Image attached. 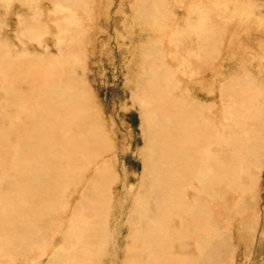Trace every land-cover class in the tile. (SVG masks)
I'll return each instance as SVG.
<instances>
[{
  "label": "bare ground",
  "instance_id": "6f19581e",
  "mask_svg": "<svg viewBox=\"0 0 264 264\" xmlns=\"http://www.w3.org/2000/svg\"><path fill=\"white\" fill-rule=\"evenodd\" d=\"M42 1L43 3L40 0H1L0 4L3 6H6V3H11L9 5L10 14L4 18L1 25L8 24L7 19L10 16H17L20 19L24 17L22 20H18L24 21L26 16H23V13L21 15V11L26 14L33 12L32 18L34 19L38 12L40 15L41 11L44 12L48 9L49 14H64L63 20H55L54 22L59 28H64L68 22L75 20V14L72 10L74 0ZM106 2L108 7L110 2L109 0ZM155 3L152 0L149 9H146L145 6L146 12L143 14L147 16L151 14L153 19H156V16L162 13L159 18L162 17L165 10L162 9L159 13L158 9L160 8H154ZM83 4L82 6H84ZM44 6L49 8L46 9ZM188 7L190 9L191 6ZM142 12L143 9L139 11V14ZM200 17L202 16L197 15L196 23H201ZM114 20H121V18ZM123 23H119L120 26H123ZM113 25L116 24L113 23ZM33 28L32 25L27 29V32H30L29 29L32 32ZM120 29L121 27L118 26L117 32L122 39L121 34L123 33ZM60 35H62L61 31L53 36L57 37L55 40L57 55L46 58L48 61L45 62V57L40 54H26L27 63L25 67L29 69L31 76L28 75V72L26 73L27 77L30 78L24 79L23 88L36 87V82H38L37 88L40 89L37 94L28 93L25 95L20 93L23 90L19 92L17 91L20 90L19 88L14 90L13 87H9L10 85L3 79L7 73L11 72L10 70L6 73L5 70L13 66L14 59L10 57L9 60L3 61L1 57L3 53H0V79L4 81L1 80L2 82H0V250L12 248L14 251V247L21 243L18 242L21 240L20 236H23L22 241L33 235H35L34 238H37L43 228L49 227L50 229L53 227L56 232V238L53 240H59V242L61 240V242L58 244L53 243L52 240H49L48 244L42 242L43 248L46 249V246L50 245L48 251L51 252L54 249L59 252L63 264L69 262L71 264V257L72 262H76V264H104L103 256L111 250L107 249L106 245L117 246L121 239L119 236L123 235L121 230L126 227L128 231L131 230V234L127 236L130 244H126L123 254V260L126 259L127 261L126 264H204L207 259L205 243L208 239H218L216 236L218 232L215 231L211 216L207 211L210 207L207 208L206 204L210 202L207 201V198H212L213 201L211 202H214V198H218L221 190L225 194L230 193L228 191L236 192L242 180L240 175L245 170L247 172L256 163L260 162L257 168L259 172L262 170L261 164L264 153L260 147L264 144V135L257 139L260 142L255 146L256 133L246 127H241L237 130L238 132L236 131L237 134L246 135L251 141L240 142L237 138L241 139L242 137L226 138L215 127L207 126L206 121L202 124L196 123V115L192 114L193 117H190L186 107L187 113L185 110L178 112L177 109L176 111V107L181 105L178 103L181 98H177L178 95L175 97L176 94L171 93V87L169 88L172 74H169L168 67L165 68L167 73L164 70L165 74H161V70L165 66L162 67L157 64L154 58H151V61L147 60L148 65L145 67L148 68L143 70V77L140 78L147 91L145 94L144 90L145 96L141 98L144 99L142 109L145 108L146 110L143 111V120H150L149 127L144 125L146 128L144 130L147 133L144 134L145 139H143L147 146L141 147L138 152L143 162L140 176L141 186L139 185L137 196L133 199L134 206L127 213L126 225L121 230L115 231L113 224L116 227L119 226L114 219L116 214V209L113 206L115 195L111 186L113 183L115 184L118 178L117 173L113 170L114 166L112 167L109 161L104 160V156L113 150V147L115 153L113 137L110 138L109 135V138H106L100 133L102 125L106 128L107 125L100 117L101 114L97 111L98 109H94L92 106L96 103L95 101L92 103L90 98L92 94L90 95L82 77L83 71L86 70L85 64L83 63L80 68L82 74L80 75L75 70L78 55L59 56L60 52H64L60 48L63 43V39H60L62 37L59 38ZM201 36L202 30L196 31L195 37ZM21 54L25 55V53ZM132 57L134 58V56ZM19 60L21 59L19 58ZM36 60H38V67L34 68L33 65ZM69 64L73 65V69H70ZM187 66L189 71L193 70L189 64ZM194 72L191 73L190 78L195 74ZM38 73L39 75H37ZM12 82H14L13 76ZM12 82L9 84L12 85ZM4 83L8 85L7 90ZM241 91H238V94L243 92ZM138 94L140 95V93ZM253 94L251 93L252 96H255ZM247 95L249 96L246 98H249L250 94ZM25 97H27L26 100L22 101ZM3 102L5 105H2ZM17 102L21 104H15ZM182 102L186 101L183 100ZM198 104L197 108H200ZM229 104L224 111L226 112L225 117L230 114ZM1 105L6 106V108L1 107ZM11 105L12 107L17 105L19 108L23 105V110L28 114L30 121L25 125H23L25 122H17L16 119V121L7 122V114L11 111H8V108ZM152 105L154 108H151ZM12 107L11 113L13 109L15 111V107ZM188 108L191 109L190 105ZM250 108L252 109V106ZM23 110L21 109V111ZM196 111L195 114L198 112ZM15 116H18V112ZM256 120V123H259V119ZM262 123L264 125L263 121ZM236 129L234 128V130ZM206 136L209 137L208 140H205ZM210 138L214 139V142L209 141ZM241 141L243 140L241 139ZM100 142H103L105 147L100 149L102 145H99L100 148L95 149ZM213 144L215 146L210 147ZM255 181H257V177H255ZM251 186H254V183L241 187ZM233 196L235 195L233 194ZM226 198L227 196H225ZM203 201L206 204L202 203ZM241 202L238 199L237 205L234 204V207ZM132 215H137L138 220L136 223L129 224V221L133 219ZM263 216L264 214L257 220L261 224ZM222 218H220L221 221ZM218 219L217 222L220 223L221 221ZM140 222L142 223L140 224ZM223 224H225L224 221ZM217 229L219 231L220 228L217 227ZM225 232L229 231L226 230ZM225 239L227 240V237ZM230 240H232L231 237ZM214 242L218 243L219 240H214ZM254 242L256 247L264 244L262 241ZM28 245L27 247H29ZM118 254L116 252V255ZM227 259L224 260L223 258L222 263H225ZM207 260L212 264L218 262L216 258ZM43 262L44 260H40L41 264ZM227 262L229 263V261Z\"/></svg>",
  "mask_w": 264,
  "mask_h": 264
},
{
  "label": "rangeland",
  "instance_id": "374dc122",
  "mask_svg": "<svg viewBox=\"0 0 264 264\" xmlns=\"http://www.w3.org/2000/svg\"><path fill=\"white\" fill-rule=\"evenodd\" d=\"M106 1L74 0L75 3H72V10L75 14V20L68 22L64 28H59L54 23L55 20H63L64 14H49V9L44 10L45 13L41 11L40 15L38 12L37 17L34 19L32 18L33 12H28L27 14L29 15H27L24 11H21V15L24 14L23 16H26V21H18L24 17L20 19L17 16H10L7 19L8 24L5 23L3 26L1 24L4 22V18L10 14L9 5L11 3H6V6L0 4V53H3L1 55L3 61L9 60L10 57L14 60L18 57L21 59L13 60V66L5 70L6 73L10 70L11 72L7 73L3 80L7 81L8 85H10L9 87H13L12 89L17 90L15 88H19L20 90H17L19 92L23 90L24 92L21 91L20 93L25 95L28 93L37 94L40 89L37 88L38 82H36V87L23 88L24 79L28 80L30 78L27 77L26 73L28 72V75L31 76L29 69L25 67L27 63L26 54H40L45 57V62L48 61V58L57 55V52H55V40H57V37L53 36L61 31L63 36L60 35L59 38L62 37L60 39H63V43L60 48L64 52H60L59 56L78 55L75 70L78 74H83L85 86L89 89L90 95L92 94L91 96L89 95L92 103L94 101L96 103V105L92 106L94 109H98L97 111L101 114L100 117L104 124L107 125V128L102 125L100 133L102 136L105 135L106 138H109V135L110 138L113 137L115 145V153L113 152V147V150L109 151V153L106 152L104 160L109 161L110 165L114 166L113 170L117 173L118 180L111 187L115 195L113 206L116 209V214L114 219L117 222V226H119L116 227L113 224V229L119 231L126 225L128 220L127 213L134 206L133 199L137 196L141 186L140 176L143 162L138 152L141 147L145 148L144 146H147L146 141H144V134L147 133L144 130V125L149 127L150 120L146 121L145 117V120H143V111L145 112L146 110L145 108L144 110L142 109L144 99L141 98H144L147 91L140 78L143 77V70L148 68L145 66L148 65V61H151V58H154L156 63L162 67L165 66L161 70V74H165L168 67L169 74L173 75L170 78L169 88L171 87V93L176 94V96L174 95L175 97L178 95L177 98H181L180 102H178L181 105L176 107V111L178 109V112L180 110H185L186 112L188 109L187 112L190 117H193L192 114L196 115V123L202 124L206 121L207 126L215 127L226 138L234 137L236 139L237 137H242L243 141L237 138L240 142L251 141L248 136L237 134V130L241 127H246L256 133L254 145L256 146L260 142L257 139L264 135V125L262 123V121L264 122V0H154L156 2L154 8H160L158 9L159 13L162 9L165 10L164 12L162 11L163 16L159 18V15L162 14L160 13L156 16V19H153L151 14L148 16L143 14L146 9H149L152 0H109L110 5L108 7ZM142 1L147 3L145 4ZM40 2L43 3L42 0ZM161 4L163 5L161 6ZM145 6L146 9H144ZM188 6H191V10L188 9ZM44 8L47 9L49 7L44 6ZM142 9L143 19L141 14H139ZM136 10L138 11L137 14ZM188 12L191 13L189 14ZM197 15L202 16L200 17L201 23H196ZM113 17L114 19L120 17L121 20L115 21ZM121 22H125L123 26H120ZM113 23L116 25L114 26ZM32 25L34 26L33 31L31 32L29 29L30 32H27V29L32 27ZM118 26L121 27L120 30L123 33L121 34L122 39H120V34L117 32ZM201 30L202 36L195 37L196 31ZM65 33L67 34L65 35ZM64 35L66 36L65 38ZM70 51L74 52L71 53ZM21 53H25V55L23 56ZM38 60L35 61L34 68L38 67ZM83 63L86 70L81 74L80 68ZM187 64L193 70L189 71ZM68 66L73 69V65L69 64ZM68 66L65 67L69 68ZM192 71H195V74L190 78ZM7 76L9 77L8 79ZM12 76L14 82H12ZM1 80L0 82L3 81ZM11 82L13 83L12 85L9 84ZM5 85L6 83H4ZM8 85H6V90ZM141 86L143 87L141 88ZM142 89L143 91H141ZM144 90L145 94L143 93ZM238 91L242 93L238 94ZM251 93H254L255 96H252ZM136 94L138 95L136 96ZM247 94H250L251 98L254 97L253 100L250 97V99L246 98L249 96ZM26 98H23L22 101H25ZM5 100L7 103V98ZM21 103L17 102L15 104L20 105ZM183 103H186L184 108ZM231 103L233 104L231 105ZM188 104L191 109L188 108ZM197 104L200 108H197ZM228 104V110H230L229 118V115L225 117L226 112H224ZM2 105H5V102ZM2 105L1 107H4ZM17 105H13L15 111L13 109L12 113V105L8 108V111H11L10 113L7 111V122L17 120V122H25L23 124L25 125L30 119L23 110V105L20 108ZM250 106H252V109ZM151 108H154V106L152 105ZM194 110L198 115L195 114ZM17 112L18 116L16 117ZM238 115L239 117H237ZM231 117L234 118L232 119ZM255 117L259 119V123H256ZM198 119L202 120L198 121ZM212 122L213 124H211ZM261 123L262 125H260ZM224 125H227V127ZM234 128L237 129L234 130ZM207 138L209 137L206 136L205 140H208ZM210 139L209 141L214 142V139ZM99 145H102L101 148L98 147ZM103 146V142H100L95 149H102ZM214 146L215 144L210 147L213 148ZM263 147L264 144L260 149L264 153ZM258 164L253 165L249 169L250 171L248 170L249 172L245 170L240 175L242 180L236 192L228 191L230 193L225 194L221 190L217 196L218 198H214V202H211L213 201L212 198H207V201L211 203L202 202L207 205V208L209 206L212 208L209 207L207 211L211 216L215 231L217 230L218 232H215L218 239H208L205 243L207 259H218V262H215L216 264H227V261H229L228 264H253L254 262L255 264H264V244L256 247L257 245L254 242L262 241L264 243V218L262 224L257 221L264 214V158L260 172L257 168ZM255 177H257V181H255ZM252 183H254V186L241 187ZM225 196H227L226 199ZM238 199L242 202L234 207V204L237 205ZM25 216L27 217V214ZM132 218L129 224H132V222L136 223L138 220L137 215H132ZM217 218H219L218 221H221L220 218H222V221L220 223L217 222ZM223 221L226 225L229 223L228 227L223 224ZM217 227L220 228L219 231ZM226 230L229 232H225ZM260 230L261 232H259ZM130 231V229L128 231L124 227L121 230L123 235L119 236L121 238L119 244L115 247H112L111 244L106 245L107 249L111 250L107 251L103 256L104 264H126L127 261L126 259L123 260V254L126 246L130 244L127 239V236L131 234ZM226 233H229V235H226ZM34 236L27 237L23 241V236H20L21 240L18 242L22 244L19 243L18 246H15L14 251L12 248L0 250V264H41L40 260H44L43 264L47 262V264H63L59 252L54 249L51 252L48 251L50 250V245L46 246V249L43 248L42 242L47 244L50 242L49 240L57 244L61 242V240L60 242L59 240H53V238H56V232L53 227L50 229L49 227L43 228L37 238H34ZM229 236L232 240H230ZM220 237L221 239H219ZM225 237H227V240H224ZM214 240H219V242L216 243ZM27 244H29V247H27ZM116 252L119 254L116 255ZM9 255L12 256L10 257ZM220 256L224 260L228 258L227 261L222 263L223 261L221 260L223 258ZM70 259L71 264H76V262H72V257ZM207 259L204 264H212Z\"/></svg>",
  "mask_w": 264,
  "mask_h": 264
}]
</instances>
